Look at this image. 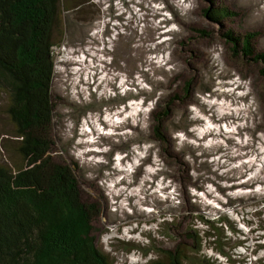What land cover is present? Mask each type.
Wrapping results in <instances>:
<instances>
[{"label":"rangeland","instance_id":"1","mask_svg":"<svg viewBox=\"0 0 264 264\" xmlns=\"http://www.w3.org/2000/svg\"><path fill=\"white\" fill-rule=\"evenodd\" d=\"M258 1L92 0L69 35L56 32L51 155L77 167L81 190L99 210L96 246L113 264L145 263L151 242H169L161 237L168 233L162 219L179 216L186 225V208L227 218L234 228L224 230L226 257L209 251L210 264H264V235L256 228L264 220V16L254 18L264 0ZM217 7L232 16L213 23L204 11ZM228 32L237 49L224 39ZM243 38L251 40L245 52ZM186 82L196 89L176 103L171 147L160 149L151 140L154 102L169 90L181 95ZM5 102L0 96L2 141L14 139ZM236 241L243 244L234 248Z\"/></svg>","mask_w":264,"mask_h":264},{"label":"trees","instance_id":"2","mask_svg":"<svg viewBox=\"0 0 264 264\" xmlns=\"http://www.w3.org/2000/svg\"><path fill=\"white\" fill-rule=\"evenodd\" d=\"M91 1L0 0V96L6 98L11 126L7 135L14 138L7 142L0 136V264H113L96 246L92 223L99 210L81 190L77 167L51 155L55 34L69 35L76 26V14ZM225 11L224 7L207 8L204 14L217 24L232 16ZM223 36L237 49L231 33ZM238 42L245 52L251 40ZM195 89L186 82L181 95L169 90L155 100L150 131L160 149L171 147L168 127L175 120L176 103H183ZM7 153L17 156L20 164L15 165ZM159 155L167 154L161 150ZM193 213L183 210L184 219L189 220L186 225L176 222L179 216L162 219L160 227L168 233L161 237L169 242H151L149 250L142 252L149 258L143 264H210L209 251L226 257L224 230L234 231L229 220ZM258 215L264 216V203ZM261 223L264 220L256 228L264 235ZM242 244L236 241L234 248Z\"/></svg>","mask_w":264,"mask_h":264},{"label":"bare ground","instance_id":"3","mask_svg":"<svg viewBox=\"0 0 264 264\" xmlns=\"http://www.w3.org/2000/svg\"><path fill=\"white\" fill-rule=\"evenodd\" d=\"M260 1V0H259ZM258 1V2H259ZM255 6H256V3H255ZM264 9V8H263ZM259 11V12H258ZM258 13L255 15V19H259V21H260V18H262V16H264V10L262 11L261 9L259 10V7H258ZM258 17V18H257ZM263 26H264V23H263ZM230 31V30H229Z\"/></svg>","mask_w":264,"mask_h":264},{"label":"snow or ice","instance_id":"4","mask_svg":"<svg viewBox=\"0 0 264 264\" xmlns=\"http://www.w3.org/2000/svg\"><path fill=\"white\" fill-rule=\"evenodd\" d=\"M163 5H161V7H162Z\"/></svg>","mask_w":264,"mask_h":264}]
</instances>
